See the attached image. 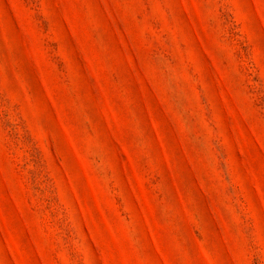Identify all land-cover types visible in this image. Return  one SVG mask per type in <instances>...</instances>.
<instances>
[{
	"label": "rangeland",
	"instance_id": "obj_1",
	"mask_svg": "<svg viewBox=\"0 0 264 264\" xmlns=\"http://www.w3.org/2000/svg\"><path fill=\"white\" fill-rule=\"evenodd\" d=\"M0 264H264V0H0Z\"/></svg>",
	"mask_w": 264,
	"mask_h": 264
}]
</instances>
